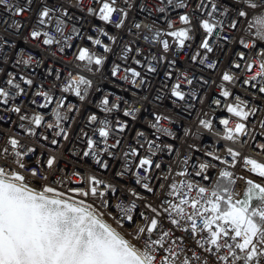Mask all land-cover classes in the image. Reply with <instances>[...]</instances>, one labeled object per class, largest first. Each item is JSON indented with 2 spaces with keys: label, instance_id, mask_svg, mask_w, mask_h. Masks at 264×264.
<instances>
[{
  "label": "snow or ice",
  "instance_id": "1",
  "mask_svg": "<svg viewBox=\"0 0 264 264\" xmlns=\"http://www.w3.org/2000/svg\"><path fill=\"white\" fill-rule=\"evenodd\" d=\"M0 264H264V0H0Z\"/></svg>",
  "mask_w": 264,
  "mask_h": 264
},
{
  "label": "built area",
  "instance_id": "2",
  "mask_svg": "<svg viewBox=\"0 0 264 264\" xmlns=\"http://www.w3.org/2000/svg\"><path fill=\"white\" fill-rule=\"evenodd\" d=\"M90 2H91V0H84V4H85V5H88ZM117 19H118V17H117ZM158 23L163 24V21H158ZM21 46H23V42H21ZM98 82H99L101 85L105 86V89H106V90L116 91V92L119 94V92H120L119 89H115V88H113L111 85H107L106 82H105L104 80H99ZM97 95H98V94H97ZM72 99H73V102H75V98H72ZM150 107H151V106H150ZM182 127H183V123H179V124H177V128H178V129H182Z\"/></svg>",
  "mask_w": 264,
  "mask_h": 264
}]
</instances>
